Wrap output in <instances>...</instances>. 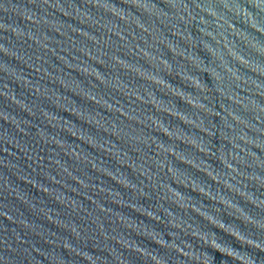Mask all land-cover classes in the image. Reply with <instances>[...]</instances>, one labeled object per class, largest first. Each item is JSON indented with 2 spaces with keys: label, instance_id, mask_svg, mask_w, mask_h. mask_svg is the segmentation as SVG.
<instances>
[{
  "label": "water",
  "instance_id": "water-1",
  "mask_svg": "<svg viewBox=\"0 0 264 264\" xmlns=\"http://www.w3.org/2000/svg\"><path fill=\"white\" fill-rule=\"evenodd\" d=\"M0 264H264V0H0Z\"/></svg>",
  "mask_w": 264,
  "mask_h": 264
}]
</instances>
